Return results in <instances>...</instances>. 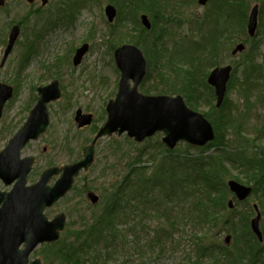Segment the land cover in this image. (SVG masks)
<instances>
[{
	"label": "rangeland",
	"instance_id": "1",
	"mask_svg": "<svg viewBox=\"0 0 264 264\" xmlns=\"http://www.w3.org/2000/svg\"><path fill=\"white\" fill-rule=\"evenodd\" d=\"M215 1L220 2L219 0ZM41 4V0H36L33 4H29L25 0H6L5 5L0 7V63L4 57L10 27L13 23H19L22 27V35L6 63L3 66L0 64V81L13 86L15 90L14 96L5 105L0 121V151L27 119L31 108L37 101V87L45 86L57 79L62 88L61 98L48 104L50 125L47 132L38 140L30 142L22 151V157L30 155L36 157L33 171L28 176V181L31 184L38 180L41 172L48 166L52 164L63 166L81 159L83 147L90 143L97 129L106 120V105L110 99L115 97L120 80V71L114 59V46L132 43L143 51L148 62V71L151 70L152 74L149 78L146 76L145 87L152 90L172 88L174 85L179 87L181 78H183L180 71H188V62L191 60H187V58L184 60L181 57L179 62L170 64V51L178 54L174 50L175 45H179L177 42L189 44L193 43L190 41H197L199 38L193 36L194 30L203 17L210 15L209 11L216 10L218 7L217 5L213 7L212 4H210L211 6L209 4L200 6L197 0H169L168 13L165 12V15L170 16L172 21L167 24L170 31L159 43H156V32H152L150 35L147 32L142 35L140 32L142 25L137 18H140L139 16L143 12L137 11V17L135 16L137 12L125 9L121 1L50 0L46 6ZM108 4H112L117 10L113 22H109L105 14V7ZM255 4L260 6V2L250 0V5L247 7V20ZM69 5L70 8H74L73 14L67 19L55 18L56 20H53L52 23H57L52 28H45L34 53L27 56L25 44L28 38L31 40L34 27L44 25L42 20L44 13L53 11L56 13L57 10H60L57 12L59 14L65 12L63 10ZM260 15L261 12L259 17ZM148 16L150 19L152 18L150 15ZM160 18H157L159 23H161ZM163 23L165 24L164 20L161 24ZM230 30L234 39L229 42L224 40V46L219 50L217 60L221 66L230 63L234 69L237 66L238 70L236 74L233 73L229 82L224 103L216 108V99L212 97L211 89L201 86V80L205 79L206 81L209 72L213 69L209 66L203 67V74H197L196 77L189 74L190 78L188 79L195 82L191 89L192 103L189 104L183 95L192 109L203 113L212 123L216 122L219 125V129L215 128L216 139L208 146L199 149L184 143H180L176 148L197 158L215 152L220 154L227 149V151H232L235 148H241L248 151L249 156L258 161L264 158V35L251 38L247 34V28L245 33L240 31L237 33L233 26ZM226 36L227 34L224 37ZM117 38L122 42H117ZM146 41L149 42L148 46L145 45ZM239 42L246 44V50L236 56L231 55L234 45ZM84 43L89 45L88 51L83 56L81 63L75 66L73 58L76 49ZM257 44H259V51L257 50V58L254 62L258 61L257 68H260L261 72L255 73V80H247L246 71L244 72L245 66L248 65L249 54L247 52H251L252 46ZM197 57L198 55H196ZM140 91L143 92L141 89ZM176 94L178 93L170 95ZM79 109L83 113L93 115L92 126L78 128L74 117ZM231 117L234 119V126L231 125L233 124ZM162 136V134H156L139 144L127 138L125 134L120 137L114 135L112 138L101 139L96 144L95 161L91 168L82 171L76 178L73 189L45 211L49 219L59 212H66L67 224L60 239L49 245L51 249H48L47 244L40 245L30 256V260L39 258L42 264H60V258L58 254H55L57 247H62L64 242L74 241L76 232L86 222H91L97 211L103 208L106 202L105 197L108 198L121 185V181L129 169L128 160L138 153V149L148 146L149 150H152L153 145H156ZM115 146H121L120 152L113 150ZM147 157L149 155L145 156L143 160H148ZM152 163V160L150 162L148 160L144 161L143 165L150 167ZM231 173L241 179L239 180L241 183L254 187L252 195L244 206L253 208V205L257 204L263 215L260 226L264 225V170H261L259 175L253 178H250V174L246 176L244 168H231ZM55 179L56 176L52 178L50 184ZM10 188L12 186H5L0 181L1 190L9 191ZM89 190H93L101 196V201L95 208H92V204L87 199L86 193ZM229 197L231 198L232 195ZM184 209L182 204H178V207L175 208L180 212H184ZM233 210L234 214L232 215H236V218L233 216L235 223H232L235 232L223 230L218 236V242L226 247H231V252L234 254L237 253L236 248L238 247L247 250L243 253V262H235V264H248L249 254H252L253 257L254 254H258L255 256L254 262L259 260L257 264H264L263 243L256 237H251L248 230L242 229L246 224V219L240 215V211H245L243 205H238ZM230 212V209L220 211V216L229 215ZM141 214H143L142 220L140 217H133L132 220H135L132 221L130 218L127 225L129 227L134 224L137 233L128 235V259H132L138 264H182L185 254L193 252V240L200 236L208 237L210 235L205 232L206 229L195 228L189 222L180 225L174 236L176 241H181L180 247L174 251L168 250L161 257V254H157V252H146L145 247L150 237L145 231L151 229V226L153 228L161 223L164 226L165 222L154 220L155 214L151 211ZM120 227L121 229L126 228L122 225ZM229 233L232 235V240L226 245L225 236ZM134 242H139L143 249L135 248ZM248 243H251L252 246L249 252L250 245L244 247ZM122 252V249L119 248L113 253L102 251L100 258H97L93 253H88L86 259L89 262L87 264H96L103 260L108 261L106 264H123L126 255L124 256ZM223 256L221 255L222 259H224ZM224 261L226 260L224 259ZM224 261L223 264H229Z\"/></svg>",
	"mask_w": 264,
	"mask_h": 264
},
{
	"label": "trees",
	"instance_id": "2",
	"mask_svg": "<svg viewBox=\"0 0 264 264\" xmlns=\"http://www.w3.org/2000/svg\"><path fill=\"white\" fill-rule=\"evenodd\" d=\"M115 1H121L125 9L128 8L130 12L141 11L152 17L151 29L147 30L141 26L140 32L142 35L146 32L149 35L152 32H156V43H159L170 31L167 24L172 21L170 16L165 15V12L166 14L168 13L169 0ZM219 1L217 3V1L211 0L210 4L213 7L217 5V9L213 10L214 12L212 10L209 11L210 15L203 17L198 27L194 30V34L195 32L196 34H193V36H197L199 39L190 41L193 43L189 44L177 42L179 45H175L174 50L178 54L170 51V64L179 62L181 57L184 60L185 58L191 60V62H188L189 70L180 71V75L182 74L181 76L183 77L181 78L180 86L174 85L172 88L166 87L159 90L153 88L154 90H152L145 87L146 82H143L144 84L142 83L141 85L143 92L178 93L184 95L189 104L192 103L191 89H193L195 82L192 79H188L190 78L189 74L196 77L197 74H203V67L220 65L217 56L219 50L224 46V40L229 42L234 39V35L230 30L232 26L237 33L239 31L245 33L247 7L250 5V0ZM255 1L260 2L261 15L256 35L259 36L264 35V0ZM210 4L209 6H211ZM66 8V10H63L65 12L59 14L57 12L60 10H57L56 13L54 11L44 13L42 17L44 25L39 27L36 25L31 33V40L28 38V43L25 44L27 56L34 53V49L35 47L37 48L39 38L45 28H52L57 23H52L53 20L67 19L73 14L74 8H70V5L66 6ZM135 16L138 17V12ZM158 17H161V23L164 20L165 24L159 23ZM137 19L140 20V18ZM226 34L227 36L224 37ZM119 38H117V42H122L121 38ZM181 40L183 41V39ZM135 42L138 43L139 41ZM145 45L148 46L149 42L146 41ZM116 46H114V49ZM162 46L164 45L162 44ZM164 50H166L165 47ZM257 50L259 51V44L253 45L251 52H247L249 54L247 58L248 65L244 69L247 80H255V73L261 72L260 68H257L258 61L254 62L257 58ZM196 55H198L199 59L198 57L196 58ZM237 70L236 66L233 73L236 74ZM150 75H152L151 70L148 71V78ZM193 79L196 80V78ZM201 83V86L211 89L212 97H215L213 88L207 85L205 79L201 80ZM233 122L234 119L231 117V123ZM213 124L215 128L219 129V125L216 122ZM231 125L234 126V123ZM121 149V146H115L113 150L120 152ZM227 150L222 151L220 154L215 152L197 158L184 153V150L179 151L178 148L169 150L163 145L161 140H158L156 145H153L152 150H149L148 146L138 149V153L128 160L127 166L129 169L124 175L121 185L108 198L106 197L103 208L97 211L91 222H86L76 232L74 241L70 243L64 242L62 247H57L55 254H58L60 264H87L89 262L86 259L88 253H93L97 258H100L102 251L113 253L117 248L122 249L123 255H126V260L123 261V264H138L132 259H128V235L137 233L136 229H134V224L129 227L127 225L130 218L132 220L133 217H140L142 220L143 214L141 213H147L148 211L155 214L154 220H163L165 223L164 226L161 223L153 228L151 226V229L145 231L150 237L145 247L146 252H157L162 257L168 250L174 251L178 249L181 241L174 239L177 230H179L178 226L189 222L195 228L206 229L205 232L210 235L208 237L200 236L193 240V252L185 254L184 261H182L184 263L182 264H223L224 259L229 264H235V262L243 260V253L246 251L244 248L242 252L238 248L237 253L234 254L231 252V247H226L221 242H218V236L223 230L227 229V231L235 232L232 225V223H235L232 215L234 210L230 209V214L226 216H220V211L229 209L227 204L230 196L227 186L228 180L231 178L241 180L231 173V168H244L246 176L250 174V178H253L259 175L261 170H264V158L255 161L254 157L249 156L248 151L241 148H235L232 151ZM147 155H149L147 157L149 162L150 160L153 161L150 167L143 165L144 161H148L143 160ZM178 204L184 206V212L175 210ZM121 225L126 226V228L121 229ZM242 229L249 231V227L246 224ZM133 244L135 248L143 249L140 247L139 242H134ZM250 244H245L244 247ZM49 245L51 244L46 246L51 249ZM251 248L252 246L250 245L248 252L251 251ZM138 251L143 254L140 250ZM221 255H224V259L221 258ZM255 256L257 254H254L253 258ZM254 261L253 263L257 264L259 260ZM103 262L106 264L108 261L103 260L96 264ZM226 262L224 261V263Z\"/></svg>",
	"mask_w": 264,
	"mask_h": 264
},
{
	"label": "water",
	"instance_id": "3",
	"mask_svg": "<svg viewBox=\"0 0 264 264\" xmlns=\"http://www.w3.org/2000/svg\"><path fill=\"white\" fill-rule=\"evenodd\" d=\"M198 1L204 5L208 0ZM42 3L46 5L48 0H42ZM4 4L5 0H0V6ZM258 12V5H255L249 15L247 28L251 36H254L257 30ZM105 13L112 22L117 10L109 4L105 8ZM141 20L146 28H151L147 15H142ZM20 31L19 25L11 28L2 66L14 48ZM88 48V44H84L77 49L73 59L74 65L82 61ZM244 49L245 45L239 43L232 53L235 55ZM114 56L121 72L118 92L107 104V121L92 143L84 147L81 160L62 167L48 168L37 183L27 186V176L35 159L32 156L21 158V152L29 141L38 139L46 132L50 122L47 104L59 99L62 94L57 80L38 88L39 99L27 121L0 152V179L6 185L16 181L10 192L0 190V264H42L40 259L29 262L31 253L42 243L58 240L66 222L65 213H59L52 220H48L44 209L52 206L72 188L75 177L82 169L90 168L94 161L95 144L100 137L111 136L114 133L122 135L126 132L136 142H143L155 133L163 132L162 141L170 149H174L181 141L204 146L215 138V131L210 121L202 113L189 108L182 95L173 97L145 95L139 91V85L146 76L147 61L137 46L124 44L115 50ZM231 71L232 66L227 65L217 67L209 74L208 82L215 87L218 107L224 101ZM13 93L12 86L0 81V119L3 108ZM75 120L79 127L90 125L92 115L82 114V110L79 109ZM60 173L55 184L49 186L50 179ZM229 187L240 200L245 199L251 192L250 187L235 180L229 181ZM88 198L92 203H97L99 200V196L94 192L88 193ZM229 206L233 207L232 200L229 201ZM260 217L261 214L258 213L252 223L254 231L262 240L263 235L259 231ZM226 242H230V235L226 237ZM22 244H24L23 248Z\"/></svg>",
	"mask_w": 264,
	"mask_h": 264
},
{
	"label": "bare ground",
	"instance_id": "4",
	"mask_svg": "<svg viewBox=\"0 0 264 264\" xmlns=\"http://www.w3.org/2000/svg\"><path fill=\"white\" fill-rule=\"evenodd\" d=\"M26 2H29L28 0H25ZM28 43V40H27V42H26V44ZM81 110V109H80ZM253 183H255V181H253ZM243 209H245V211L244 210H242V211H240L241 213H240V215H241V217L242 218H245L246 220V226H248L249 227V235H251L253 238L254 237H256L257 239H259V236H258V233L256 232V231H254V229H253V223H252V220L254 219V217L257 215V212H256V209H254V208H251V207H246V206H243ZM255 212V213H254ZM245 214V217H243V215ZM255 214V215H254ZM240 215H239V217H240ZM254 215V216H253ZM235 218H236V215H233ZM262 218H263V216H261L260 217V221H259V223L261 224V220H262ZM249 220V221H248ZM260 224H259V231L260 232H262V235H264V225L262 224L261 226H260ZM245 226V225H244ZM246 231H247V229H246ZM244 233V232H243ZM242 233V234H243ZM230 235V242H231V240H232V235L231 234H229ZM194 239V238H193ZM225 241H226V237H225ZM239 249H240V252H242L243 251V248H240V247H238ZM238 248H236V251L238 250ZM247 251V250H246ZM249 254V253H248ZM200 255H201V253H200ZM258 255V254H257ZM248 257H249V262H248V264H254L253 263V260H255V258H253V256H252V254H249L248 255ZM264 257V256H263ZM227 261V260H226ZM225 261V262H226ZM243 262V260H239V263H242ZM252 262V263H251Z\"/></svg>",
	"mask_w": 264,
	"mask_h": 264
},
{
	"label": "flooded vegetation",
	"instance_id": "5",
	"mask_svg": "<svg viewBox=\"0 0 264 264\" xmlns=\"http://www.w3.org/2000/svg\"><path fill=\"white\" fill-rule=\"evenodd\" d=\"M53 166H57V165H54V164H52V165H50V166H48V167H53ZM46 169V168H45ZM86 195H87V198H88V191H87V193H86ZM101 201V196L99 195V200H98V202H100ZM93 207L92 208H95V206H96V204L95 205H92ZM65 214H66V212H65ZM67 215V214H66ZM262 215V214H261ZM263 216V215H262Z\"/></svg>",
	"mask_w": 264,
	"mask_h": 264
}]
</instances>
